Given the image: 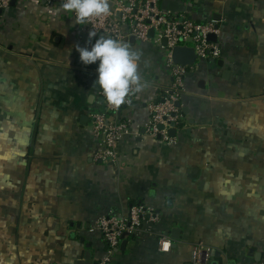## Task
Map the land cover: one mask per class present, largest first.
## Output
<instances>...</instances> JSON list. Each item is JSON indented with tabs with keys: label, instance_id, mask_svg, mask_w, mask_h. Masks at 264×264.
Returning <instances> with one entry per match:
<instances>
[{
	"label": "crops",
	"instance_id": "crops-1",
	"mask_svg": "<svg viewBox=\"0 0 264 264\" xmlns=\"http://www.w3.org/2000/svg\"><path fill=\"white\" fill-rule=\"evenodd\" d=\"M12 1L0 14V264L97 263L106 255L97 221L141 201L159 218L126 235L111 264L263 262L264 0H177L179 13L219 25L220 56L187 67L170 139L142 133L173 88L168 52L150 38L123 40L142 52L147 87L117 113L132 130L114 165L95 156L104 145L91 114L106 111L93 88L99 62L85 65L77 51L99 37L90 44L74 12L50 15L62 0ZM119 1L128 0L111 9ZM197 247L208 261H194Z\"/></svg>",
	"mask_w": 264,
	"mask_h": 264
},
{
	"label": "built area",
	"instance_id": "built-area-1",
	"mask_svg": "<svg viewBox=\"0 0 264 264\" xmlns=\"http://www.w3.org/2000/svg\"><path fill=\"white\" fill-rule=\"evenodd\" d=\"M10 3V0H0V9ZM214 23L200 22L187 14L172 13L169 10L159 9L155 0H128L119 1L116 8L110 10V14L92 20L81 25L82 30H93L100 35H107L119 40H128L135 37L138 40L152 39L158 44H162L164 38L167 45H162L168 52V61L174 77L173 88L161 94V100L153 102L151 105V119L145 127V131L154 136L161 135L165 139H170L169 129L171 123H180L182 113L180 107L175 106L176 101H180L184 89V76L187 66L176 64L172 58L173 48L178 45L192 46L195 49L198 59L217 58L220 56V47L216 42L208 39L210 33H216ZM151 29L155 30L154 37H149ZM134 94L127 100L125 105H132ZM106 100V99H105ZM110 106L106 101V111L104 113L94 112L93 130L96 135H102L104 149L99 148L96 159L116 162L117 146L123 139L125 133L131 132L132 126L128 121H122L117 117L121 110ZM115 113V114H114ZM175 114V115H174ZM163 126V128L161 127ZM159 218L158 212L148 208L144 203H134L129 208L126 215L112 211L109 215L102 216L96 223V228L100 231L105 243L106 255L98 259L96 264H111V257L117 252L123 240V236L134 235L141 237L147 232L144 228L146 221L155 222ZM128 236H126L128 238ZM125 237V238H126ZM160 249L169 252L173 246L172 237L165 235L160 238ZM193 259L195 262L208 261L209 253L202 254V249H195ZM258 264H264L259 262Z\"/></svg>",
	"mask_w": 264,
	"mask_h": 264
},
{
	"label": "clouds",
	"instance_id": "clouds-1",
	"mask_svg": "<svg viewBox=\"0 0 264 264\" xmlns=\"http://www.w3.org/2000/svg\"><path fill=\"white\" fill-rule=\"evenodd\" d=\"M39 3V0H33ZM111 0H62L59 9L49 8L50 15L60 11L74 12L75 22L83 25L93 18H101L110 14ZM97 33H89V43ZM80 59L85 65L99 62L98 77L95 84L99 85L110 106L119 108L134 93H140L147 87L142 81L139 63L142 52L131 47L127 42L111 36L100 35L99 39L89 47L77 46Z\"/></svg>",
	"mask_w": 264,
	"mask_h": 264
},
{
	"label": "water",
	"instance_id": "water-1",
	"mask_svg": "<svg viewBox=\"0 0 264 264\" xmlns=\"http://www.w3.org/2000/svg\"><path fill=\"white\" fill-rule=\"evenodd\" d=\"M14 4H15V0H13L11 2V5H14ZM161 8L165 9V10H169L172 13L185 12V10H186V6L184 4H181L177 0H163L162 4H161ZM2 10L3 9H0V14L2 13ZM218 27H219V25H216L215 28L218 29ZM154 34H155V30L151 29L150 32H149V37H151V38L154 37ZM135 39L136 38L133 36L131 38V41H134ZM208 39L210 41H212V42H216L217 43L218 42V35L216 33H210L208 35ZM162 44L163 45H167V39L166 38L163 39ZM172 58H173V61L176 64L184 65V66H187V67L194 66L196 64V62L199 60L198 57H197V54L195 52L194 47L187 46V45H178V46L174 47L173 51H172ZM218 64H219V66H223L224 65V60H220ZM93 88L95 90L99 91V92H102L100 86L95 84V83H93ZM102 100H105V97H102ZM175 106L176 107H181L182 106L181 101H176L175 102ZM182 110L185 113L189 112V109L187 107H182ZM121 111L122 110H120L118 112V116L119 117H121ZM171 125H172V127L169 129V135L175 136L177 134L176 123L172 122ZM161 127L163 128V126H161ZM142 133H145V129L144 128L142 129ZM158 137L162 138L161 135H159ZM109 165H114V162L110 161ZM179 232H180L179 228H176V227L173 228L172 237L174 239H178L179 238V235H178ZM126 235L127 234H125L123 236V240L121 242L120 247L117 249V251H125L126 250V246H127V243H128L127 238H125ZM81 241H84V238H81ZM88 246H89V244H88ZM261 259H262V253H258L257 256H256V260L257 261H261ZM94 264H96V263H94Z\"/></svg>",
	"mask_w": 264,
	"mask_h": 264
},
{
	"label": "trees",
	"instance_id": "trees-1",
	"mask_svg": "<svg viewBox=\"0 0 264 264\" xmlns=\"http://www.w3.org/2000/svg\"><path fill=\"white\" fill-rule=\"evenodd\" d=\"M160 100H161V97H158L156 101H160ZM133 103H134V101H133ZM127 107H128V105L123 104L121 110H123V109H125V108H127ZM114 114H115V113H114ZM120 119H121L122 121H124L122 118H120ZM138 203H143V202L141 201V202H138ZM133 204H134V203H133Z\"/></svg>",
	"mask_w": 264,
	"mask_h": 264
}]
</instances>
